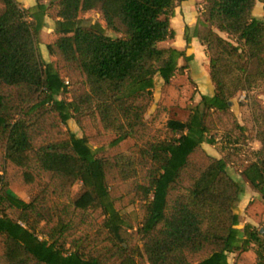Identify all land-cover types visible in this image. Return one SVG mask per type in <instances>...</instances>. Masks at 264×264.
I'll use <instances>...</instances> for the list:
<instances>
[{"label":"trees","instance_id":"16d2710c","mask_svg":"<svg viewBox=\"0 0 264 264\" xmlns=\"http://www.w3.org/2000/svg\"><path fill=\"white\" fill-rule=\"evenodd\" d=\"M183 1L0 0V264H231L230 253L251 248L264 264V220L241 223L244 185L228 170L237 148H205L249 139L234 109L245 92L261 146L241 173L264 198V14H255L264 0H204L185 46L162 45L177 34ZM93 9L102 21L86 26L80 14ZM47 16L55 60L38 42ZM194 36L214 90L198 88L187 117L169 116L157 136L147 115L156 76L169 84L190 69ZM71 118L84 134L66 126ZM129 139V149L107 151ZM14 181L29 185V200Z\"/></svg>","mask_w":264,"mask_h":264},{"label":"rangeland","instance_id":"374dc122","mask_svg":"<svg viewBox=\"0 0 264 264\" xmlns=\"http://www.w3.org/2000/svg\"><path fill=\"white\" fill-rule=\"evenodd\" d=\"M24 7L29 6V2L20 1ZM205 7V1L197 4L199 11V16L203 15V10ZM255 14L263 16L264 14V4L263 2H258L255 8ZM198 16V17H199ZM198 19V18H197ZM80 20L83 24L88 26L91 22L95 20L102 21L101 14L96 9L89 10L86 12H81ZM47 25L42 28L39 34V46L43 56L47 60H55L56 56L52 53L50 44L55 37L54 26L55 18L53 16H47ZM189 20L185 18V26L187 23H190L193 27L196 21ZM172 25L174 26L173 22ZM175 28V27H174ZM195 37V36H194ZM198 37V36H197ZM199 38V37H198ZM176 39V36L167 39L162 45H167L172 43ZM200 39V38H199ZM186 43V41H185ZM207 50V49H206ZM195 53V52H194ZM208 53V52H207ZM205 52L196 49L195 57L192 59L193 65L195 66V76L193 77L192 69L188 68L186 70L178 71L173 78L172 82L167 84L163 81L161 75L156 76V87H155V99L153 105L150 107L147 115L148 119L151 121L152 132L153 134L160 136L164 135L165 132V122L169 116L177 115L181 117H187L189 113V106L193 105L196 101L199 100L200 94L197 89L203 91H212V88H209V85H206L205 82L208 78V72L205 69L206 65V56ZM209 59V56H208ZM191 61V63H192ZM181 63H185V60H182ZM210 89V90H209ZM214 90V86H213ZM197 91V92H196ZM245 92H237L236 97L234 98V109L238 113L240 119L249 126L250 137L246 140H240L235 142L232 139H223L221 138L216 145L205 143V148L208 152L216 155L224 154L221 151V146L230 145L225 151L233 150L235 147L240 155L241 160L238 163L230 162L228 165V170L231 174L234 175L243 185L244 191L241 195L240 200V209H241V223L247 225L250 223L261 224V221L264 220V198L262 194L255 190L252 183L248 180L246 176L241 173V165L253 158L255 150L261 146V142L255 138V125L251 116L250 105L245 100L244 104H240V99L245 98ZM264 102V95L262 96ZM229 121V120H228ZM230 122V121H229ZM67 127H70L72 130L76 131L78 134H84L81 126L77 122L76 118H71L68 122ZM219 136L224 132L223 126L218 124V127L214 130ZM111 133L105 130V140L108 141ZM224 140V141H223ZM134 144V139H129L123 142L120 146H111L109 145L108 152L110 154L114 153L118 149L127 150L132 147ZM108 146V145H107ZM232 147V148H231ZM244 160V161H243ZM0 173H4V153L0 150ZM78 188V186H77ZM12 189L22 196L23 198L29 200L31 198L32 192L28 184H24L21 181L12 182ZM31 192V194H30ZM125 209L130 211L134 220L139 221L141 218V208L138 200H134L133 195H129L123 201ZM207 253L203 252L199 254L196 258L205 256ZM229 259L231 264H258L257 263V253L254 249H249L244 252H232L229 254Z\"/></svg>","mask_w":264,"mask_h":264},{"label":"crops","instance_id":"0c3cea01","mask_svg":"<svg viewBox=\"0 0 264 264\" xmlns=\"http://www.w3.org/2000/svg\"><path fill=\"white\" fill-rule=\"evenodd\" d=\"M20 1L29 2V6L36 4V0H20ZM203 1L204 0H184L182 2V4L177 6L175 15L172 17V22L174 24V27H175L176 33H177L176 39L173 40L172 43H168L167 45H176L180 48H183L185 46V39H184L185 18H187L189 20H194L193 22H195L199 16L197 4L200 2H203ZM165 41H163L162 43H164ZM192 45H193V51L195 52V54H196V49H199V50L205 52V54H207L206 55L207 56L206 57V65L204 67H205L206 71L208 72V78H207L205 84L209 85V88L211 87L212 91H213V82H212V78H211V74H210L209 59H208V53L206 50V45L203 44L202 41L197 36L193 37ZM190 68L192 69V74L194 77L196 69H195V66L193 65V61L190 65ZM163 81H164V79H163Z\"/></svg>","mask_w":264,"mask_h":264}]
</instances>
